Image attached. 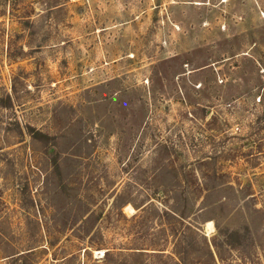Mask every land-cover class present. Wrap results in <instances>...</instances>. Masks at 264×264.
Returning <instances> with one entry per match:
<instances>
[{"label": "rangeland", "instance_id": "obj_1", "mask_svg": "<svg viewBox=\"0 0 264 264\" xmlns=\"http://www.w3.org/2000/svg\"><path fill=\"white\" fill-rule=\"evenodd\" d=\"M117 263L264 264V0H0V264Z\"/></svg>", "mask_w": 264, "mask_h": 264}, {"label": "trees", "instance_id": "obj_2", "mask_svg": "<svg viewBox=\"0 0 264 264\" xmlns=\"http://www.w3.org/2000/svg\"><path fill=\"white\" fill-rule=\"evenodd\" d=\"M228 187L229 188H218V185H217V186H214L212 188L205 189V191H207L208 194H207V196H205V200L203 201V204H208L209 203L208 198L214 197L215 195H216V197H215L216 199L213 200L211 203H219V204L223 203L225 201L224 199L226 198V196H224V192L228 189L229 190L232 189L231 186H228ZM181 201H184V200H181ZM186 201H187V206H186L184 211L180 210L176 206H172L171 211L166 212V216L171 217L173 219L174 223H176V225L179 226V228L176 230L181 229L184 221L189 219L190 217H192L195 213V206H196L195 204L198 202V200L197 201L195 200L194 202L193 201L189 202L188 200H186ZM174 202L179 203L178 200H175ZM129 203L130 202H128L126 200L123 201L122 196H116L114 199V202H113V207L121 210L124 206H126ZM140 208H141V206L137 207V209H140ZM93 219H95V214L93 212H90V209H89V212L87 211L81 216V221L83 224H86L89 222V234L94 229V224H92ZM90 245H91V248L94 247L92 242H90ZM209 254L211 255V259L215 260L214 255L210 249H209ZM113 255L114 254H112V252L106 250L105 260L110 259L111 257H113ZM140 255H143V253L133 252V253H130L129 256L136 257V256H140ZM114 256H116L118 258V257L122 256V254L117 253ZM118 263H119V261H118ZM176 264H180V263H176Z\"/></svg>", "mask_w": 264, "mask_h": 264}, {"label": "bare ground", "instance_id": "obj_3", "mask_svg": "<svg viewBox=\"0 0 264 264\" xmlns=\"http://www.w3.org/2000/svg\"><path fill=\"white\" fill-rule=\"evenodd\" d=\"M208 226H209L210 228H212L213 224H212V223H209Z\"/></svg>", "mask_w": 264, "mask_h": 264}]
</instances>
